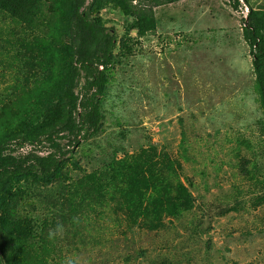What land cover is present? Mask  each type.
<instances>
[{"label": "rangeland", "instance_id": "374dc122", "mask_svg": "<svg viewBox=\"0 0 264 264\" xmlns=\"http://www.w3.org/2000/svg\"><path fill=\"white\" fill-rule=\"evenodd\" d=\"M154 12L156 29L141 37L105 2L99 15L117 46L100 126L73 149L63 178L20 187L14 217L32 222L28 242L46 248V264H264V201L257 200L264 190L240 168L264 181V117L241 36L245 10L226 0H184ZM44 26L0 15V112L29 77L19 42L28 46ZM153 149L155 162L172 163L173 184L192 196L181 218L144 228L129 224L113 190L77 193L89 174ZM31 150L48 151L26 146L14 154Z\"/></svg>", "mask_w": 264, "mask_h": 264}, {"label": "trees", "instance_id": "16d2710c", "mask_svg": "<svg viewBox=\"0 0 264 264\" xmlns=\"http://www.w3.org/2000/svg\"><path fill=\"white\" fill-rule=\"evenodd\" d=\"M87 1L0 0V15L46 27V32L35 36L28 46L19 42L29 77L23 80L21 94L0 112L5 120L0 122V264H46V248L28 242L34 238L32 222L14 217L16 194L23 184L51 186L63 178L73 149L100 126L101 103L117 46L116 35L109 33L99 15L105 2L130 18L132 29L142 37L156 29L154 9L184 0ZM226 2L233 11L248 8L246 18L241 20V36L249 49L264 117V7H253L249 0ZM262 133L264 136V121ZM26 146L46 147L48 151L45 155L32 150L14 154ZM155 157L153 149L136 158L116 161L107 171L86 176L76 184L80 188L76 192L86 198L90 194L99 197L105 188L107 192L113 190L120 196L132 225L152 228L163 218L179 219L192 210V196L180 183L173 184L174 168L167 157L156 162ZM240 168L255 182V188L264 190V181L255 174L250 176L245 165ZM257 200L264 201V194ZM33 246L38 251L33 253Z\"/></svg>", "mask_w": 264, "mask_h": 264}, {"label": "built area", "instance_id": "2783aa9c", "mask_svg": "<svg viewBox=\"0 0 264 264\" xmlns=\"http://www.w3.org/2000/svg\"><path fill=\"white\" fill-rule=\"evenodd\" d=\"M244 8V10H245V12H243V14H244V17L246 16V13H247V8L246 7H243ZM242 13V12H241Z\"/></svg>", "mask_w": 264, "mask_h": 264}, {"label": "clouds", "instance_id": "9594fccd", "mask_svg": "<svg viewBox=\"0 0 264 264\" xmlns=\"http://www.w3.org/2000/svg\"><path fill=\"white\" fill-rule=\"evenodd\" d=\"M246 8H247V7H246ZM243 10H244V8H243ZM247 13H248V8H247ZM247 13H246V16H247ZM246 16H245V17H243V19H244V18H246Z\"/></svg>", "mask_w": 264, "mask_h": 264}]
</instances>
